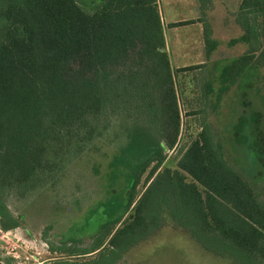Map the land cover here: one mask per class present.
Masks as SVG:
<instances>
[{"label":"trees","instance_id":"trees-1","mask_svg":"<svg viewBox=\"0 0 264 264\" xmlns=\"http://www.w3.org/2000/svg\"><path fill=\"white\" fill-rule=\"evenodd\" d=\"M204 32L206 62L173 69L157 0H0L1 227L24 225L16 202L63 194L82 229L92 213L105 218L91 234H62L64 244L97 237L71 254L107 239L119 250L101 263L111 264L172 226L234 264H264V89L247 72L260 64L259 46L217 62L207 23ZM201 68H211L208 113L175 168L162 169L181 136L175 74ZM225 89L241 100L231 140L214 126L215 95ZM234 145L262 181L242 154L235 161ZM87 192L100 199L77 205Z\"/></svg>","mask_w":264,"mask_h":264},{"label":"rangeland","instance_id":"rangeland-1","mask_svg":"<svg viewBox=\"0 0 264 264\" xmlns=\"http://www.w3.org/2000/svg\"><path fill=\"white\" fill-rule=\"evenodd\" d=\"M165 33L170 40L172 68L190 65L197 60L196 55H188L184 50H181V42L183 39H188L193 33L194 27H178L170 30L166 27ZM191 33V34H190ZM176 34L178 40L176 42ZM219 55V54H218ZM217 55V56H218ZM217 62H221L223 55L220 54L215 58ZM211 68L179 71L175 74L176 90L179 97V106L181 112V136L177 148L168 152V159L165 161L162 169L175 168L176 159L179 150L189 144L201 129V121L204 112L208 113L209 102H206L204 92L208 73H211ZM216 69V68H215ZM218 69V68H217ZM217 88V87H216ZM215 88V89H216ZM226 90L215 95L214 107L216 119L214 126L219 133L226 138L233 137L231 130L232 120H236L239 115L241 100L232 90ZM210 101H213L210 97ZM219 99H222L218 102ZM213 103V102H212ZM202 112V113H201ZM246 137L253 138L251 133H247ZM247 138V140H248ZM236 145V144H235ZM234 145V146H235ZM264 148V147H263ZM244 149L235 146L234 153L237 155L236 162L241 164L240 155L244 158ZM248 149L252 152L253 147L248 145ZM232 150L228 145V151ZM250 152V153H252ZM253 156L255 153H252ZM240 157V158H239ZM243 161V160H242ZM241 161V162H242ZM246 171L252 175V179L262 181L261 175L256 176L258 165H247L244 158ZM264 159L260 161L261 165ZM142 185L139 186V189ZM62 192V191H60ZM94 195L93 192H87L82 200L77 205H89L97 202L100 198ZM33 195L31 198L35 197ZM30 198V199H31ZM24 203L16 202L12 209L16 212H24L26 209V220L24 225L11 229V233L4 235L0 232V263L2 264H101L106 256L113 257L119 250L117 247H112L109 243L103 245L98 251L76 255L71 254L72 251L91 247L96 238L85 236L84 241L62 243V234L65 237H78L83 229L88 230L87 234L93 233L95 228L103 220L100 212L93 213L88 216V224L83 229L82 216L78 213L77 206L72 208L69 195H42L32 201ZM30 201V202H29ZM55 203V204H54ZM75 205V204H74ZM60 206L63 208L61 209ZM105 220V218H104ZM77 224H73L74 222ZM67 224L66 226H64ZM47 226H50L47 229ZM66 227H68L66 229ZM70 227V228H69ZM0 229H3L0 225ZM4 230V229H3ZM64 232V233H63ZM102 234V233H101ZM99 235V234H98ZM126 235L125 232L116 235L117 242L121 241ZM113 248V249H112ZM114 250V251H113ZM86 251V250H84ZM116 252V253H115ZM114 260V259H113ZM104 264H110L105 262ZM111 264H234L230 259L222 256H216L206 251L199 243L194 241L193 237L186 231L168 226L161 231L153 234L148 239L142 240L135 244L125 255Z\"/></svg>","mask_w":264,"mask_h":264},{"label":"crops","instance_id":"crops-1","mask_svg":"<svg viewBox=\"0 0 264 264\" xmlns=\"http://www.w3.org/2000/svg\"><path fill=\"white\" fill-rule=\"evenodd\" d=\"M157 3L170 58L171 46L165 33L166 27L170 30L194 27L195 39L190 35L188 39L178 40L176 34V42L182 40L181 50L193 57L196 55L197 60L190 65L205 63L204 24L207 23L211 26L212 38L218 42L214 56L222 54L232 60L246 53L250 42L259 46V50L255 51L260 54L259 68L250 67L247 72L258 73L260 88L264 89V0H157Z\"/></svg>","mask_w":264,"mask_h":264},{"label":"built area","instance_id":"built-area-1","mask_svg":"<svg viewBox=\"0 0 264 264\" xmlns=\"http://www.w3.org/2000/svg\"><path fill=\"white\" fill-rule=\"evenodd\" d=\"M0 232H2V234H4V235L11 233L10 230H3V229H0Z\"/></svg>","mask_w":264,"mask_h":264}]
</instances>
